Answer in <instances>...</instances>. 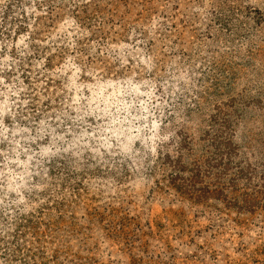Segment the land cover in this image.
<instances>
[{
    "label": "rangeland",
    "instance_id": "rangeland-1",
    "mask_svg": "<svg viewBox=\"0 0 264 264\" xmlns=\"http://www.w3.org/2000/svg\"><path fill=\"white\" fill-rule=\"evenodd\" d=\"M0 264H264V0H0Z\"/></svg>",
    "mask_w": 264,
    "mask_h": 264
}]
</instances>
